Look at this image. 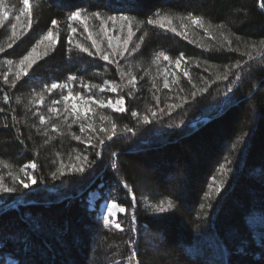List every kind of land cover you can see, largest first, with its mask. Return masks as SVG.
<instances>
[{
  "label": "trees",
  "instance_id": "1",
  "mask_svg": "<svg viewBox=\"0 0 264 264\" xmlns=\"http://www.w3.org/2000/svg\"><path fill=\"white\" fill-rule=\"evenodd\" d=\"M261 2L32 0L29 29L26 15L15 20L20 0H3L10 18L0 25L5 49L0 52V161L10 167L0 163V180L15 191L0 192V264H264ZM77 7L135 16L142 23L133 22L129 51L118 55L127 27L121 32L119 25L113 30L112 22L107 24L117 50L113 56L95 18L88 21L89 30L101 54L107 52L113 63L97 54L79 21L72 22L77 32L69 45L67 14ZM189 14L202 17L208 30L191 24ZM164 17L172 23L164 21L161 27ZM149 18L158 23L149 25ZM53 19L58 21L53 31H58L59 43L46 56L48 42L41 45L37 63L13 86L16 65ZM13 23L19 37L14 42ZM77 42L93 54L80 51ZM136 44L140 47L131 51ZM161 51L170 61L155 59ZM177 59L181 71L175 70ZM69 76L77 78L70 82L74 93L105 104L122 96L126 110L92 104L87 119L73 123L69 116L65 121L62 96L67 91L49 92L46 86L67 82ZM132 76L134 86L128 83ZM145 116L149 123L143 122ZM113 122L116 135L109 140ZM78 155H86L91 167L70 172L80 164ZM32 162L37 167L27 171L37 183L25 189L9 173L23 178L19 169ZM96 192L100 196L92 208L90 196ZM168 200L174 208L153 211ZM113 201L126 209L118 217L123 231L105 226L101 217V204ZM226 229L237 233L227 235Z\"/></svg>",
  "mask_w": 264,
  "mask_h": 264
},
{
  "label": "snow or ice",
  "instance_id": "2",
  "mask_svg": "<svg viewBox=\"0 0 264 264\" xmlns=\"http://www.w3.org/2000/svg\"><path fill=\"white\" fill-rule=\"evenodd\" d=\"M22 7L20 8V14L17 15L15 17L16 21H20L22 16H27V28H31L32 25V17H33V9H32V0H20ZM261 8L262 10H264V0H262L261 2ZM10 18V12L3 6V0H0V25L3 24L4 21L8 20ZM92 18H95L97 20L100 21V29L101 32H103V34L105 36H108V32L109 29L107 28V24L109 21L112 22L113 24V30H115L116 25H119V30L122 32L124 30L125 27H127L128 32H127V37L123 40V43L121 45V50L119 51L118 55L123 57L125 55L126 52L129 51V43L132 41V37L135 35V33L132 31V25L133 22H137V23H142L140 21H137V18L135 16H131V15H127V14H110V13H104L102 14L100 11H93V12H88L87 9L85 8H80L77 7L75 10L69 11L67 14V27H68V38H67V42L69 45L72 44V39H73V34L77 32V29L75 27L72 26V22L73 21H79L83 26H84V31L88 33V38L91 40L92 42V47L96 48L97 50V54H101V49H100V45L98 44V42L93 39V33L89 30V26H88V21ZM187 19L190 20L191 24L196 25L198 27L201 28H205V30L207 31L208 29L205 27V24L203 22L202 17L200 16H194L192 14H189V16L187 17ZM164 21H166L168 24L172 23V20L170 18L164 17L162 18L161 21H159L160 26L164 27ZM147 23L149 25H154L156 23H158V21L153 20L151 18H149L147 20ZM51 25L52 27H50L48 29V31L40 38V40L37 42V44L35 46H33L31 48L30 51L27 52L26 55H24L18 62V64L16 65L17 71L15 73V80L13 81V86H15V82L19 81L22 76H27L29 73V70L33 67L34 64L37 63L38 59L41 56V53L38 51V48L41 45H45V42L47 41V45H45V50L43 52V55L46 56L47 53V49L49 47H54L56 44L59 43V33L58 31L54 33L53 28H55L58 25V21L56 19H53L51 21ZM21 27H23V25H21ZM181 27H186V25H184L183 23L181 24ZM171 31L176 32V28L173 27L171 28ZM179 34V33H177ZM146 35V33H145ZM11 38L13 39V42L15 41V39L19 38L18 37V32H17V24L13 23L11 25ZM109 39V48H112V55L115 56L117 55V50L115 48H113L112 45V39L113 37L108 36ZM144 36L140 37V40L143 41ZM260 44L262 46H264V40L260 41ZM8 48L12 47V43H9L7 45ZM76 47L82 51L87 53L88 55H92L93 53L89 50L88 47H85L83 44H80L79 42H77ZM140 47L139 44H136L131 51H135L136 49H138ZM5 49L3 46H0V52H4ZM160 57H163L164 60L166 61H170V57L168 55L165 54V52L161 51L157 54L156 56V60H159ZM101 58L109 63H113V60L110 59V56L107 52H103L101 54ZM155 63V60H154ZM181 63L180 59H177L175 61V64L177 66V68H179ZM7 64L9 66H11L13 64V61L8 60ZM128 75L127 73L121 72V76H125ZM185 76H188V73L185 71L184 73ZM226 78V77H225ZM77 78L75 76H69L67 78V82L64 83H52L48 87V91L51 92L52 90H57V89H61V90H66L67 94L62 96V100L64 101V113L66 114L64 116L65 121L68 120V117L71 116L73 117V123L83 119H87L89 117V114L93 111L91 105L92 104H99L101 107H111L114 111H119V112H123L125 111V107H124V98L118 97L114 102L109 99L107 101V104L104 103V101H98L96 100L94 97H85L83 95V93L81 92H73L71 86H70V82L75 81ZM4 80L7 83L8 80V76L7 74H5L4 76ZM136 82V78L135 76H132L131 79L128 81L129 84L131 85H135ZM175 82V81H174ZM84 88H97L99 87L101 91H104L103 87H100L98 85H87L84 84L83 85ZM110 90L112 92H116L117 89L116 87L113 86H109ZM153 87H155V84H153ZM164 87L168 88L169 87V83L167 80H165L164 82ZM203 91V90H202ZM131 94V93H129ZM43 96L40 97L39 103H43ZM53 103L55 104H59L60 101L56 100ZM0 111H2V109H0ZM49 111L51 112H55V113H59V109L58 108H50ZM132 115L135 117L138 114L136 112H132ZM153 117L156 116V113L153 112L152 113ZM45 117L44 116H40L39 120L41 122V124L45 123ZM102 120H108L109 117L107 116H102L101 117ZM143 122L144 123H149V119L147 116H145L143 118ZM71 125H69L70 127ZM87 128L91 129L92 131H95V128L93 126L92 123H88L86 125ZM116 128L117 125L113 122L111 125V134L107 136V138L110 140L112 139V136L116 135ZM80 130L83 132L85 130V125L81 124ZM53 131H57V128L55 125H53ZM101 132H108V129L106 128H101L100 129ZM73 138L76 140H81L80 136L75 135L74 133L72 134ZM103 140L100 141L101 144H103ZM88 143H91V141L89 140ZM77 161H80L79 166L77 165H72L71 168L69 169L70 172H76V173H83L85 171L86 167H91V163L88 160V157L86 155H84L82 158L81 156H77L76 157ZM0 163H3L2 161H0ZM3 166L5 168H9L10 165L3 163ZM37 167V164L35 162H32L28 165H25L23 167H21L19 169L20 173H23L24 176L23 178H21L19 176L18 173H9V175L13 176L14 179L16 180V182L19 183V185H21L23 188L28 189L31 185H35L37 183V179L34 175H32V173L30 171H27V169L31 168V169H35ZM62 173V170H60ZM56 173H53V177L55 178ZM15 191L14 188L11 187H7L2 180H0V192H13ZM217 191H219V187L217 188ZM175 205L173 203L172 200H168L165 206V202L161 201L158 205L153 206V211L155 212H165L168 211L169 209L174 208ZM116 210H118L120 213H123L126 211V209L124 207H121L118 203H116L115 201H113L110 205L107 206V212L108 214L104 216V224L105 226H109L112 225L114 226L116 229L123 231L121 223H119L117 220L112 219L110 220L109 217H116Z\"/></svg>",
  "mask_w": 264,
  "mask_h": 264
},
{
  "label": "rangeland",
  "instance_id": "3",
  "mask_svg": "<svg viewBox=\"0 0 264 264\" xmlns=\"http://www.w3.org/2000/svg\"><path fill=\"white\" fill-rule=\"evenodd\" d=\"M100 22V21H99ZM181 69V66H179V68H175V70H177V71H181L180 70ZM111 86V85H110ZM113 102L115 101V100H112ZM124 107H125V104H124ZM127 191H129L128 189H126ZM99 193L98 192H96V193H93L91 196H90V202H91V205H92V208H94V204H95V202H96V200L99 198ZM112 202H103L102 204H101V207H100V212H101V217L104 219V216L105 215H107L108 214V212H107V206L108 205H110ZM116 217L115 218H113V217H109V219L110 220H112V219H115V220H117L118 221V217H119V215H125L126 214V211L125 212H123V213H120L118 210H116ZM226 233H227V235H230V236H232V235H236V231L235 230H233V229H226ZM240 239H242V238H240ZM132 257H134V253H133V256ZM8 264H14L13 262H9ZM125 264H137V263H134V262H132L131 260H130V262H128V263H125Z\"/></svg>",
  "mask_w": 264,
  "mask_h": 264
}]
</instances>
